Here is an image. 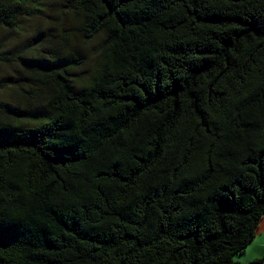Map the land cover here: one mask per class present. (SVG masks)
Returning a JSON list of instances; mask_svg holds the SVG:
<instances>
[{"label": "trees", "instance_id": "trees-1", "mask_svg": "<svg viewBox=\"0 0 264 264\" xmlns=\"http://www.w3.org/2000/svg\"><path fill=\"white\" fill-rule=\"evenodd\" d=\"M45 3L0 0V32ZM64 9L74 30L37 31L0 101V264H240L264 216V0Z\"/></svg>", "mask_w": 264, "mask_h": 264}, {"label": "rangeland", "instance_id": "rangeland-1", "mask_svg": "<svg viewBox=\"0 0 264 264\" xmlns=\"http://www.w3.org/2000/svg\"><path fill=\"white\" fill-rule=\"evenodd\" d=\"M42 11L37 14L41 17L43 28L38 30L40 20H20L19 28L14 32H0V50H4L9 62L0 61V101H7L13 92V85L16 82V67L14 59L22 57L25 49L33 47L37 40V31L50 32L57 35L60 30H69V15H66L64 4L65 0H45ZM72 21V20H71ZM70 29L69 31H73ZM102 38H96L85 44L79 38H73L71 49L75 58H70L73 63L78 59L85 67L92 66L97 62V50ZM34 44V45H32ZM31 50V49H28ZM30 55V53H27ZM2 57V56H0ZM80 72L74 73L81 74ZM261 264V262L257 263Z\"/></svg>", "mask_w": 264, "mask_h": 264}, {"label": "crops", "instance_id": "crops-1", "mask_svg": "<svg viewBox=\"0 0 264 264\" xmlns=\"http://www.w3.org/2000/svg\"><path fill=\"white\" fill-rule=\"evenodd\" d=\"M235 260L240 264H250L257 260L264 264V216L256 228L253 242Z\"/></svg>", "mask_w": 264, "mask_h": 264}]
</instances>
